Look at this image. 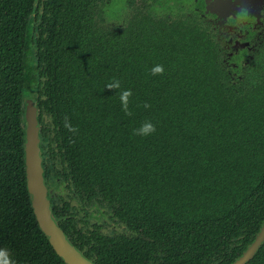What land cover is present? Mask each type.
I'll return each instance as SVG.
<instances>
[{"label": "trees", "instance_id": "1", "mask_svg": "<svg viewBox=\"0 0 264 264\" xmlns=\"http://www.w3.org/2000/svg\"><path fill=\"white\" fill-rule=\"evenodd\" d=\"M33 3L0 0V108L18 122L17 178L24 176V96L38 90L61 200L54 217L87 258L127 264L155 249L165 262L199 264L219 251L220 238L227 246L233 237L237 260L264 222L262 93L224 87L203 32L146 17L137 28H103L93 12L98 0H41L40 17ZM156 64L164 71L152 75ZM113 80L120 89L104 87ZM122 89L131 90L130 114L120 105ZM146 120L155 131L136 135ZM20 188L8 239L17 260L67 264L40 230L24 180ZM63 194L75 196L73 207ZM89 199L91 213L108 212L135 235L108 241L85 227ZM246 264H264V241Z\"/></svg>", "mask_w": 264, "mask_h": 264}, {"label": "flooded vegetation", "instance_id": "2", "mask_svg": "<svg viewBox=\"0 0 264 264\" xmlns=\"http://www.w3.org/2000/svg\"><path fill=\"white\" fill-rule=\"evenodd\" d=\"M98 1L99 5L95 7L93 12L94 15L101 14L99 26L103 28L120 30L128 26H131L132 29L137 28L139 19L146 17L152 20H162L171 27L189 28L192 31L203 32L214 50L218 76L224 87L235 95L258 92L264 96V0H192L185 5H175L176 10L179 12L178 15L153 12L158 5L155 4L157 0H127V13L121 22L105 20L104 7H107L111 0ZM31 13L32 15L37 14L38 17L42 15L43 6L41 0H36V3H33ZM34 21L31 20L32 23ZM45 114L43 109H39V106H37V137L41 157L40 166L48 195L49 211L57 224L52 207L54 202L61 203V200L60 195L53 189L51 171L53 170L51 164L53 158L47 151V141L49 139H45L42 132L49 126L46 123L44 124L42 120ZM17 135V120L12 125L9 112L3 116L0 108V251L7 253L9 264L22 263L17 260L15 250H12L8 244V239L12 234L9 226L10 208L12 207L15 211L16 201L22 195L19 191L20 187H23V180L26 184L25 169L23 178L21 176L17 178L16 176L17 168L13 157L18 153ZM24 136L25 125L23 127V138ZM55 144L51 142L50 145L54 146ZM62 196L63 201H68L69 207L75 205L74 195L63 194ZM24 203L23 198L22 207ZM92 203H90V199L85 203V211L83 210L86 220L85 224L80 217L77 220L78 223H83L85 227L90 229L96 228L95 233L104 235L108 241L118 240L124 242L127 238L135 235V233L126 228L124 223L110 216L107 212L109 208H107L105 202L99 206L103 207L104 211L106 208L108 214L91 213ZM105 221L118 224L123 229L117 232L104 230L102 227ZM234 240L233 237L228 239L226 246L223 239L220 238L218 240L220 242L219 251L202 260L199 264H233L236 261L231 260ZM153 250L155 249L151 250L149 257L136 261L129 260L127 264H171L170 261L165 262L161 253L153 252ZM157 250H160V247ZM182 256L180 255L179 259H183ZM90 260L93 261L91 258ZM181 264L184 263L181 261Z\"/></svg>", "mask_w": 264, "mask_h": 264}, {"label": "water", "instance_id": "3", "mask_svg": "<svg viewBox=\"0 0 264 264\" xmlns=\"http://www.w3.org/2000/svg\"><path fill=\"white\" fill-rule=\"evenodd\" d=\"M38 90L24 96V169L26 187L31 207L40 230L45 235L55 252L67 264H97L87 258L55 223L48 207V195L43 182L40 166V148L37 137L36 98ZM264 241V222L256 233L254 241L233 264H245L256 253Z\"/></svg>", "mask_w": 264, "mask_h": 264}, {"label": "rangeland", "instance_id": "4", "mask_svg": "<svg viewBox=\"0 0 264 264\" xmlns=\"http://www.w3.org/2000/svg\"><path fill=\"white\" fill-rule=\"evenodd\" d=\"M126 1L127 0H111V2L108 3L109 5L104 7L105 20L121 22L127 13ZM191 1L192 0H157L155 4L158 5L153 12L178 15L179 12L176 10L175 5H185ZM95 17L96 21L101 23V14L95 15ZM102 228L111 232H117L123 229L120 225L107 221L104 222Z\"/></svg>", "mask_w": 264, "mask_h": 264}, {"label": "clouds", "instance_id": "5", "mask_svg": "<svg viewBox=\"0 0 264 264\" xmlns=\"http://www.w3.org/2000/svg\"><path fill=\"white\" fill-rule=\"evenodd\" d=\"M164 71L163 66L156 64L153 65L150 69V72L152 75H156L159 73H162ZM106 88L109 89H120V81L119 80H113L111 83L105 84ZM131 96V90L130 89H122L119 93V101L121 108L125 111L126 114H130L128 110V104H129V97ZM146 108L148 107L147 104L144 105ZM64 126L69 129V131H74L75 129L67 122L65 121ZM155 131V126L151 121H144L138 128L134 130V133L139 136H148L151 133ZM0 264H9V260L7 258V253L0 251Z\"/></svg>", "mask_w": 264, "mask_h": 264}]
</instances>
